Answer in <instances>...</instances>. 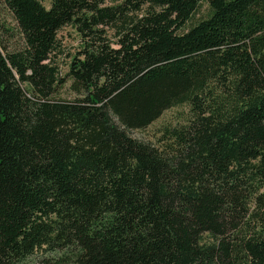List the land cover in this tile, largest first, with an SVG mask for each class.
Wrapping results in <instances>:
<instances>
[{
	"label": "trees",
	"instance_id": "obj_1",
	"mask_svg": "<svg viewBox=\"0 0 264 264\" xmlns=\"http://www.w3.org/2000/svg\"><path fill=\"white\" fill-rule=\"evenodd\" d=\"M1 2L0 264H264V0Z\"/></svg>",
	"mask_w": 264,
	"mask_h": 264
},
{
	"label": "rangeland",
	"instance_id": "obj_2",
	"mask_svg": "<svg viewBox=\"0 0 264 264\" xmlns=\"http://www.w3.org/2000/svg\"><path fill=\"white\" fill-rule=\"evenodd\" d=\"M44 6L48 5L49 0H40ZM119 0H107V2H118ZM206 12V5L204 2L200 3L191 18L186 22L185 26L190 25L191 23L197 21L199 18L204 16ZM110 34V32L108 31ZM56 37L59 41L60 51L56 54V61L58 63L60 72L64 75V72L67 69V62L72 55L73 51L79 44V36L76 30L71 25L61 26L57 32ZM0 39L3 47L5 49H12L17 47L20 44V37L17 33V29L9 11L2 5L0 0ZM69 83V78L65 77V81L62 84L59 92L62 95L67 93V85ZM183 105H174L162 111V113L154 119L145 129L133 130L132 134L134 135H144L150 138L153 137V134L156 132V129L160 128L164 124L175 123L182 116L181 112L183 111Z\"/></svg>",
	"mask_w": 264,
	"mask_h": 264
}]
</instances>
